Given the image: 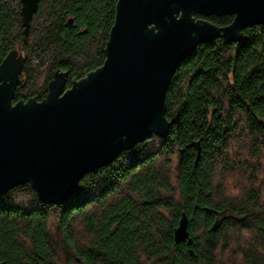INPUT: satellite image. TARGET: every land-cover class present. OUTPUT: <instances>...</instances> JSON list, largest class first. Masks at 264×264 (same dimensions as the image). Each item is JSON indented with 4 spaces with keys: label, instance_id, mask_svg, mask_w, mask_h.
<instances>
[{
    "label": "trees",
    "instance_id": "trees-1",
    "mask_svg": "<svg viewBox=\"0 0 264 264\" xmlns=\"http://www.w3.org/2000/svg\"><path fill=\"white\" fill-rule=\"evenodd\" d=\"M117 2L40 0L24 34L21 0H0V65L24 55L14 102L43 100L57 71L70 88L101 67ZM242 34L184 59L168 134L85 175L76 200L45 204L31 184L0 196V264H264V26ZM183 213L191 245L175 241Z\"/></svg>",
    "mask_w": 264,
    "mask_h": 264
},
{
    "label": "water",
    "instance_id": "water-1",
    "mask_svg": "<svg viewBox=\"0 0 264 264\" xmlns=\"http://www.w3.org/2000/svg\"><path fill=\"white\" fill-rule=\"evenodd\" d=\"M21 2L26 34L40 0ZM210 16L233 21L220 27L203 18ZM257 25L264 26V0H118L103 65L70 88L68 73L57 71L41 101L14 102L24 55L11 51L0 65V196L31 184L45 204L76 200L85 175L168 134L167 91L184 59L217 39L241 42ZM174 237L192 243L185 213Z\"/></svg>",
    "mask_w": 264,
    "mask_h": 264
}]
</instances>
